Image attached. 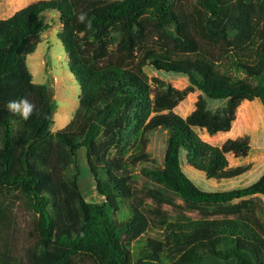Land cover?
Instances as JSON below:
<instances>
[{
	"label": "trees",
	"instance_id": "16d2710c",
	"mask_svg": "<svg viewBox=\"0 0 264 264\" xmlns=\"http://www.w3.org/2000/svg\"><path fill=\"white\" fill-rule=\"evenodd\" d=\"M51 11L64 23L59 39L81 87L72 119L56 132L49 88L27 65ZM148 65L187 76L202 93L187 117L174 111L184 91L151 99ZM21 99L35 106L27 119L7 107ZM254 99L264 106V0H39L0 19V264H264V173L208 192L182 168L185 154L208 178L241 175L227 154L247 155L248 142L212 145L194 128L228 131L240 104ZM208 101L223 106L212 111ZM139 109L136 121L124 120ZM158 130L169 133L165 165L148 168ZM83 147L102 202L79 190ZM112 147L121 155L109 159ZM10 194L33 215L35 243L24 256L9 239ZM154 228L165 239L148 238L135 252L132 240Z\"/></svg>",
	"mask_w": 264,
	"mask_h": 264
},
{
	"label": "rangeland",
	"instance_id": "374dc122",
	"mask_svg": "<svg viewBox=\"0 0 264 264\" xmlns=\"http://www.w3.org/2000/svg\"><path fill=\"white\" fill-rule=\"evenodd\" d=\"M37 1L39 0H0V19H7L20 9ZM45 17L48 24L47 28L41 33L34 53L28 56L27 65L33 75V81L37 84L47 85L49 88L55 108L54 124L51 130L56 132L64 128L72 119L79 104L81 87L77 80L78 76L72 68L66 48L59 39V34L64 26L63 21L59 14L53 11L47 12ZM225 61L229 63L232 60L228 57ZM145 73L151 99L154 98L156 93L166 88H174L185 92L184 99L174 109L176 113L185 118L196 108L202 93L197 89H190L187 76L157 70L152 65H148L145 68ZM242 76L244 77L245 74H242ZM208 105L212 111H215L222 107L223 103L208 101ZM139 112H141V109L134 111L130 118H125L124 120L128 121L132 118L136 121L135 118L138 117L137 114ZM194 130L202 141L212 145L221 146L229 139H244L248 142L250 148L247 155L244 156H236L234 153L227 154L230 167L240 166L244 170L241 175L230 179L208 178L204 172L192 167L186 161L185 154H182L183 171L200 189L215 192L245 187L254 183L264 173V106L258 99L245 100L240 104L236 118L228 131L210 135L204 128L195 127ZM168 138L169 133L165 130H158L152 134L148 147L151 160L145 165L146 167H164ZM120 155V149L112 147L108 158L112 159ZM78 161L81 167V174L78 178L81 194L88 202L104 201L105 197L97 191V182L90 172L87 149L85 147L81 150L79 149ZM141 169L139 166L134 171L139 175L137 179V184L139 185L145 179ZM261 199L264 203V196H261ZM3 201L9 207L13 220L9 239L13 240L17 255L24 256L25 249L30 248L35 243L33 215L21 196L10 194L4 197ZM119 207L118 219L126 220L128 214L127 204L120 202ZM165 208L171 215H176V211L170 206H165ZM192 215L195 218L199 216L197 214ZM148 238L165 239V230L158 228L148 229L145 234L132 240L133 250L135 251L138 247L137 245Z\"/></svg>",
	"mask_w": 264,
	"mask_h": 264
},
{
	"label": "clouds",
	"instance_id": "9594fccd",
	"mask_svg": "<svg viewBox=\"0 0 264 264\" xmlns=\"http://www.w3.org/2000/svg\"><path fill=\"white\" fill-rule=\"evenodd\" d=\"M80 19H83V16ZM7 107L10 111L19 113L27 119L32 114L35 106L27 99H21L20 101H10Z\"/></svg>",
	"mask_w": 264,
	"mask_h": 264
},
{
	"label": "water",
	"instance_id": "95a60500",
	"mask_svg": "<svg viewBox=\"0 0 264 264\" xmlns=\"http://www.w3.org/2000/svg\"><path fill=\"white\" fill-rule=\"evenodd\" d=\"M52 117L54 118V113H53V116Z\"/></svg>",
	"mask_w": 264,
	"mask_h": 264
}]
</instances>
